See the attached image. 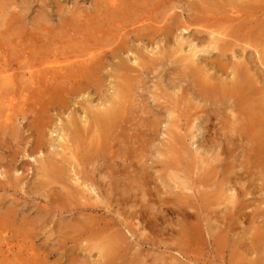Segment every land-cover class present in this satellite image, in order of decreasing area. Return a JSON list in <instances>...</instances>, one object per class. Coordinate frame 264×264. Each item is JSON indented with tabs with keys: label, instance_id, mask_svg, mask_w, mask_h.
<instances>
[{
	"label": "rangeland",
	"instance_id": "374dc122",
	"mask_svg": "<svg viewBox=\"0 0 264 264\" xmlns=\"http://www.w3.org/2000/svg\"><path fill=\"white\" fill-rule=\"evenodd\" d=\"M93 1L95 0H0V66L5 67L6 63L7 67L12 65L11 74L15 82L0 87V93L12 91L14 97L19 98L24 88H32L27 71L21 69L25 61L61 59L58 53L42 51L43 44L38 42L40 37L47 36L49 31L46 29L59 27V17L78 19H74L72 24L80 25L83 18L88 16ZM222 1L226 4L219 8L218 12L221 14L236 6L232 2L234 0ZM198 7H204L200 0H184L178 5L176 12L185 9L194 12ZM173 13V10L168 12L170 15ZM44 18H48L49 26L46 29ZM58 31L53 30L52 33L58 34ZM176 33L179 34L178 31ZM176 33L167 40L158 36L155 42L136 40L131 36L127 44L123 31L119 33L125 37L124 48L128 52L124 50V53H119L116 57L108 54L92 86L83 85L80 95L70 100L71 109H55L50 112L52 120L45 133V147L40 152L31 153L29 149L35 145V131L27 126L31 119L20 120L16 126L22 131L14 136L0 130V183L6 181L4 173L10 175L8 185L17 183L15 177L21 176L22 179L13 190L15 193L12 190L0 191V210L4 211L6 206H15L17 211L15 218L4 217L5 230L0 232V264H105L111 256L107 259L108 254L101 255L100 251L103 250L99 249L98 243L100 238L106 239L111 234L123 240L126 250H130L129 257L121 259L126 261L125 264H247L254 257L251 239L264 235V176L261 177L259 168L253 166L256 163L253 158L254 145L243 135L228 131L233 118L240 116L237 110L241 109L244 115L247 113L244 110L246 105H235L233 100L238 96L235 95L236 91L233 89L231 92L230 86H224L232 95L229 105H218L222 107H216L213 112L203 110L208 109L209 104L194 99L189 88H182L185 84H178L176 79L184 77L175 64L190 57L193 45L202 49L206 43L198 44L188 34H182L181 39H176ZM261 36L247 35L246 45L238 43L239 46H234L231 50L233 54L230 51L226 53L229 63L241 61V64L249 65L251 73L257 79V91L251 96L250 103L255 108H263L264 105V77L261 75L262 71L264 74V35ZM107 39L111 44L106 50L117 46V43H112L111 37ZM61 43L54 47H69L75 52L89 48L82 42L62 40ZM135 47L141 53L140 58L146 59L150 65L147 66L149 70L146 67L140 76L142 81L136 88L137 101L134 104L147 112L142 117H148L154 123L151 128L153 136L145 134L143 128L134 132L142 133L125 143L127 145L122 140H115L112 145L117 158L111 161L107 174L100 175L101 194L97 191L94 194L88 189L91 186L74 184L79 156L64 148L61 125L68 121V115V118L76 116V120H79L76 122L78 127H84L88 124L85 122V107L91 108L94 105L92 109H102L114 100L115 84L119 80V73L116 72L118 62L123 61L135 68L136 64L133 62L138 61L134 56ZM213 54L216 55L217 52ZM203 57L200 55L196 63L201 64L200 68L209 72L208 75H212L215 71L210 70ZM182 64L188 65L189 60ZM228 73L229 70L227 75H222L215 81H221L223 85L233 84ZM2 77L0 75V81ZM50 82L54 84L52 79ZM93 86L97 89L91 88ZM189 114L192 115L189 117ZM198 116L201 117L198 120L193 118ZM244 117L240 116L244 123L250 120V117ZM224 133L227 139L222 138ZM87 142L85 141L86 144ZM44 158H49L52 162L60 158L65 160L64 179L68 186L73 187L76 202L62 198L65 202H57L56 206L48 203L52 199L43 201L46 195L44 190L47 189H39V194H33V180L44 181L39 169L37 170L38 162ZM14 170L17 171L16 174ZM67 176L71 178L70 181ZM80 198L82 200H78ZM62 204L68 210L81 204L93 205L98 207L99 212H74L72 215L55 217L49 215V218L42 220V216L49 213L48 209L51 211L54 207L63 206ZM145 209L147 212H144ZM38 216L41 219L34 223L29 232L19 230L21 218L35 221ZM86 218L91 220L92 234L88 231L82 236L76 235L75 221ZM224 227L228 228L226 248L223 244L218 245L215 239V235ZM179 233H183V239L178 238ZM63 242L65 246H60ZM120 261L115 264H120Z\"/></svg>",
	"mask_w": 264,
	"mask_h": 264
},
{
	"label": "bare ground",
	"instance_id": "6f19581e",
	"mask_svg": "<svg viewBox=\"0 0 264 264\" xmlns=\"http://www.w3.org/2000/svg\"><path fill=\"white\" fill-rule=\"evenodd\" d=\"M182 2H184V0H95L91 3L92 8L88 13V16L85 15L86 17L83 18L80 25L73 26L72 22L75 18L67 19L59 17V27L56 29L50 27V29H46L49 26L47 22L48 18H44L43 24H47L45 29L48 30L49 33L47 36L40 37V41L38 42L43 44L42 51L47 50V52L49 51L51 54L53 52L58 53L61 56V59H53L51 61L43 60L41 62H32L31 59L25 61L21 69L27 71L30 86L34 88L33 90H30L32 89L30 87L24 88L21 91V94L19 93L21 95L19 98L14 97L12 91L9 92L5 90L4 93H0L1 132L3 130L4 133L7 132L11 134V136H14L22 131L16 126L19 124L20 120L24 121L31 119V122H29L27 126L28 129L30 128V130L35 131V145L29 149L31 153L40 152V150L45 147V133L50 127L52 120L50 112L55 109L61 111H68L71 109L70 100L73 97L80 95L83 85L88 87L87 85L90 84V86H92L94 78L101 72L103 60L108 54L111 57H116L117 55H120L119 53H124L126 51L124 48L125 43L127 44L128 39L131 40V36L136 40L145 39L146 41L155 42L158 36L161 39L163 38L167 40L168 38L173 37V34L178 31L179 34L176 33V39H181L182 34H188L191 39H195L198 44L206 43L205 47L202 49L193 45L190 57L185 60L182 59L175 64L177 65L176 67H179L181 74H183L184 77L176 79L178 80V84L181 86L185 84L182 88H189L192 91L191 94L194 99L208 103V109H203L206 112H213L216 107H222L218 105H229V100L232 98V95L228 93L229 91L227 92V89H224V86H230L229 88H231V92L234 90L237 92H235V95L238 96L234 97V104L237 106L246 105V109L244 110L247 111L244 115L241 109H239L240 111L237 110V114L245 117L248 116L250 117V120H246L244 123L242 118L240 119V116L237 115L238 117L233 118V122L228 127V131L231 130V133L243 135L251 145H254L253 150L255 149V151L253 158H255L254 161L256 163L253 162V166L256 165L260 170V176H264V105L263 108H260V106L255 108L254 104H252L253 106L250 104L251 96L257 91L255 89V84H258V82L254 77V74L251 73V69L248 67L249 65H243L240 63L241 61L239 63H229V58L226 54L228 51L233 54L231 50L234 46H237L238 43L246 45L245 40L247 38L245 36L250 34L256 37L264 35V0H234L232 1L233 5L236 6L230 11L224 10L222 14L218 12L221 5L226 4L222 0H200V4L204 7H198L194 12L190 9L186 10L184 8L185 10H180V12L177 13L176 9ZM170 10L174 11L172 15L168 14ZM75 20L78 21V19ZM53 30H59L58 34L52 33ZM122 31L127 39L125 43V39H123L125 37H123L122 34H119ZM109 37L113 39L112 43H117V46L115 45L113 47L112 45L113 48H111V50H106L109 49L108 46L111 44H109L110 41L107 39ZM33 39L37 40V37L33 36ZM62 40H68L72 43H86L89 48L78 50V52H75L69 47H62L63 49L61 47L55 48L54 45L61 43ZM178 43V45H181V42ZM61 45L63 44L61 43ZM133 50L135 54L134 56L138 60H134L133 62V64H136L135 68L127 65L123 61L118 62L116 72L119 73V80H117L115 84L116 91L114 94V100L108 105L105 104L106 106L102 109H92L94 105L91 106V108L85 107V122L88 123L85 125L87 126L86 128L85 126L78 127L76 122L79 120H76V116H69L68 118V115L66 117L68 121L61 125V141L64 143V148L66 147L67 150L75 152L74 155L78 153L79 156V160L76 162L77 171H75L74 174L76 177L74 179V184L77 186L83 185L84 187L91 186L92 188L90 187L88 189L94 194L95 191H97L98 194H101L102 186L100 185V175L101 173L107 174L108 166H110L111 161H114V159L117 158V155L115 156V148L112 145L115 140H120V142L123 141L124 144L128 143L129 140H134V138H137L138 135L142 133L139 131V133L134 134V132L143 128H145V134L151 137L153 136L151 128L154 127V123L149 120L150 118L142 117V115L147 112H145L144 109H138V106L136 107L134 104L137 101V98L135 97L137 91L136 88H138V83L142 81L140 80V76L143 74V69L148 66L149 62L146 61V59L140 58L141 53L138 51L137 47ZM243 50H246V48H243ZM213 52H217V54L215 55ZM42 54L43 52L39 54V56ZM200 55L204 56L203 59L208 64L210 70L215 71L212 75H208L209 72L207 73L206 70L201 69V64L198 65L196 63L199 60ZM234 59L236 58L234 57ZM186 60H189V64H182ZM229 66H231V68H229ZM11 67V64L7 67V63L5 67L0 66V75H3L1 79L2 81H0L1 88L7 83L15 84L13 74H11ZM147 70H149L148 67ZM228 70V74L231 75L233 84L227 85L224 83L223 85V82L215 81L217 79L219 80L222 75H227ZM262 72L261 75L264 77ZM51 79L54 84L50 82ZM213 80L215 83L212 82ZM95 87L93 86L91 88L96 90L97 88ZM196 106L198 107V105ZM191 115L192 114H189L188 116L190 117ZM193 118L198 120L201 117L198 116ZM221 130L224 131L223 128ZM222 138L227 139L225 133ZM85 141H88L87 144ZM70 142L71 145H69ZM24 157L29 156L24 155ZM59 157H61V155H59ZM53 158L56 159L55 157ZM63 161L61 158L54 162L49 158L41 159L38 162L39 167H37V170L39 169L38 172L41 174L40 177L42 180L44 179V181H39L38 179L33 180V184H35V187L32 188V191H34L33 194H39V189H47L44 190L46 195L43 198V201L46 199L56 201L54 202L51 200V202H48L51 205L63 201L62 198H65V201L72 202H76L77 199L76 194L72 191L73 187L71 188L68 186L67 181L64 179L66 177H64L65 167ZM21 162L22 161H20V164ZM34 162L36 163V160H34ZM67 165L69 164L67 163ZM14 171L16 174L17 171ZM6 174L7 173H4L6 181L3 184L0 183V191H13L22 181L21 176L15 177L14 180H17V183L8 185L7 179L10 175ZM67 180L70 181L71 178L69 179L67 176ZM58 189L60 190L57 191ZM13 192L15 193V191ZM107 195L109 196V194ZM125 197L128 196L126 195ZM35 199L40 200L39 198ZM78 200L82 199L80 198ZM65 201H63V203ZM84 202L86 201L84 200ZM123 202L125 203V201ZM48 203H46L45 207H47ZM62 205L63 206H59L58 208L53 206L54 208H52L51 211L48 209L49 213L44 214L42 220L46 217L49 218V215L55 217L57 215L62 216L63 214L72 215L74 212H99L97 209L98 207L93 205L89 206L87 204H81L72 210H68L64 204ZM16 212L15 206H6L4 211L0 212L1 233L5 230L4 217L9 218L11 216L15 218ZM144 212H147L146 209ZM40 217L41 216H38L35 221H28L27 219L25 221L23 219L24 217H19L21 218L19 230H22L23 232L25 230L24 233H26V231L29 232L34 223L41 219ZM60 224L63 225L64 223ZM74 227L76 235L82 236L88 231L92 234V223L91 220L87 218L86 220L81 219L75 221ZM14 230L16 231V229ZM227 230L228 228L224 227L215 235L218 245L223 244L225 248L228 240ZM179 234L178 238L183 239V233ZM122 241L117 235L113 234L108 235L106 239L100 238L98 246L99 249L103 250L100 251V254H103L104 256L108 254L107 259L111 256L110 259L106 260L105 264H115L116 261H120L128 256L130 250H126L127 247ZM16 245L19 246L18 243ZM251 245V252H253L254 257L246 263L264 264V235L252 238ZM60 246H65L64 242ZM227 248L230 249L229 246H227ZM121 252L124 253L122 254ZM233 254L235 256V253ZM249 256L252 257L251 255ZM125 262L121 260L120 264H125Z\"/></svg>",
	"mask_w": 264,
	"mask_h": 264
}]
</instances>
